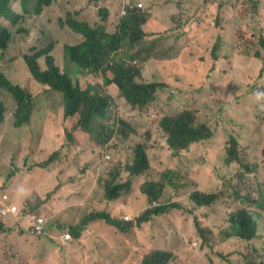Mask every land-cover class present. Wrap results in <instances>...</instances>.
<instances>
[{"label":"rangeland","instance_id":"obj_1","mask_svg":"<svg viewBox=\"0 0 264 264\" xmlns=\"http://www.w3.org/2000/svg\"><path fill=\"white\" fill-rule=\"evenodd\" d=\"M214 1L219 4L223 0ZM236 1L230 0L232 8H225L229 12L227 20L233 19V28L218 31L210 27L208 21L199 24L191 21L181 26V20L187 19L172 20L168 23L176 24V29L171 37L155 36L160 40L158 44L150 39L144 41L140 55L152 50L157 58L134 64L140 69L141 81L144 72L149 82L164 80V85L169 87L167 90L178 91L171 93L162 89L157 98L161 104L138 110L124 103L114 84L108 85L103 93L110 105L101 120L106 126H103L104 132L115 129L117 134L104 146L87 134L86 138L95 147L94 152L84 151L87 146L81 138L80 142L74 140L73 124L64 118L61 94L36 82L28 87L31 77L21 58L57 43V64L72 77L75 65L67 57L65 60L59 49L61 45L78 44L82 37L64 21L67 14L83 12L81 18L93 25L98 16V0H55L42 13L44 22L32 14V4L30 13L24 14L17 26L0 19L13 34L8 48L0 50V74L28 89L33 105L30 123L15 128V102L0 90V104L4 107L0 123V199L7 195L21 211L19 220L14 217L0 220L3 225L0 264H141L155 249L174 252L177 258L173 256L168 264H264L263 232L260 231L254 240L242 241L227 237L230 230L226 228L230 214L244 207L240 197L264 206V100L257 101L253 95L255 91H264V69L260 72L264 60L256 58L258 55L264 59V47L260 44L264 39L262 0ZM155 4L159 8L163 6ZM149 7L143 3L141 10L148 11ZM12 8L21 13L18 2H13ZM123 9L127 10L126 5ZM147 15L150 29L160 27L156 15ZM182 16L200 17L198 14ZM216 16L221 22L220 13ZM20 28L23 30L18 33ZM218 35L224 42L218 51L215 71L210 74L211 55L205 49L213 47ZM188 43L192 46L187 47ZM159 46L162 50L156 53ZM166 47H172L174 52ZM124 51L115 54L116 62L124 60ZM187 108L198 111L200 121L210 125L213 135L207 141L192 145L188 151L174 154L158 127V120ZM155 115L157 118H152ZM122 117L127 118L129 124H125L130 135L120 130L122 126L118 121ZM230 137L238 143L241 163L225 166L223 161ZM42 139L47 148H41ZM134 149L143 154L140 158L151 164L150 171L131 178L127 195L113 201L106 199L98 178L108 182L122 167L121 177L116 181H125L128 174L123 165L129 163L131 157L133 160ZM55 152L59 154L54 157ZM82 154H86L85 159ZM106 154L110 158H106ZM49 159L52 161L45 166ZM87 165L99 169V177L93 175L86 181L90 187L83 190ZM35 168L47 171L48 178H43L41 171ZM166 171L173 173L169 177L171 185H165L162 196L150 206L177 203L179 209L173 208L154 217L142 230L125 233L116 232V228L103 221L89 223L79 241L74 240L69 224L78 226L91 211L105 210L123 221L135 223L136 218H133L142 216L149 208L141 185L147 181L160 182ZM9 173L13 176L8 179ZM31 174V187L38 188H21L22 181L28 180ZM221 189L225 196L221 206L217 202L212 207H196L190 200L194 191L219 193ZM32 193L34 196L30 198ZM38 194L48 197L45 204L35 197ZM250 209L258 211L254 206ZM261 213L260 219L264 218V211ZM28 214L45 216L46 234L35 236L26 231L25 216ZM195 220L212 229L218 241L223 235L225 262L219 260V249L202 242L195 230ZM262 224L259 222L260 229ZM65 233L70 234L72 240L59 245L56 240Z\"/></svg>","mask_w":264,"mask_h":264},{"label":"trees","instance_id":"obj_2","mask_svg":"<svg viewBox=\"0 0 264 264\" xmlns=\"http://www.w3.org/2000/svg\"><path fill=\"white\" fill-rule=\"evenodd\" d=\"M14 1L15 0H0V19L7 20L11 25L17 26L19 21L24 19V14L30 13L31 4L32 14L38 17L46 8L52 5L53 0H20L18 6L21 13L12 8V3ZM100 1L104 2L105 0ZM134 2L138 3L137 0H130L126 4V16L110 31H108L104 25L108 17L106 9H99L98 18L100 23L96 25H90L86 22L79 21L75 18L74 14H67L64 24L74 33L82 37V41L78 44L61 45L59 49L65 60L67 57L70 62L75 65V72L71 74L72 77L66 74L57 64V43L47 45L36 54L24 55L22 57L31 77L35 81L45 85V87L53 92L62 93L64 98V118L67 120L75 119L73 130L75 132H83L92 135L95 137L97 144L101 146L106 145L117 134V130L115 129L110 130L109 133L104 132L103 126H106L101 119L105 118L107 115L110 103L106 94L103 93V86L114 84L119 90V95L122 97L121 99H124V103L138 110H147L155 103L161 104L157 100L159 92L164 89V87L167 88V85L165 86L161 82L141 81V72L138 65L129 63L137 60L145 62L152 56V50H146L143 55L139 53L138 57L137 54L128 55L130 61L124 60L116 62L112 60V56L117 50L125 49L129 45L137 42H142V45L147 38V35L143 31V26L149 19L147 15L148 12L141 10L142 6H138L140 3L134 5ZM237 2L238 0L236 3ZM227 4H229L228 8H232V2H230V0H223L219 4L214 0L204 1V8L207 9V12H205L207 20H211L212 26L216 28L224 27L225 29L234 27L233 19L227 20L225 17V7ZM218 13L221 15V22L216 16ZM61 25L63 26L62 22ZM22 30L23 29L20 28L17 32H22ZM170 33L171 35L173 34L172 31H170ZM12 36V31L0 22V50L8 48ZM222 41L221 35H218L213 47L207 49V51L210 52L212 62L209 69L210 74H213L215 71V64L218 61V51L221 48ZM260 44L264 47V39L260 40ZM191 46L192 44L189 43L188 47ZM40 57L44 58L45 70H42L37 62ZM256 58L262 59V61L264 60L258 55H256ZM263 69L264 66L260 71L261 73ZM97 84L100 86L96 87ZM0 90L8 93L15 102L13 114L15 119L14 127L20 128L29 124L33 111L32 95L30 92L25 91L20 85L14 84L3 74H0ZM168 92H171V90H168ZM3 113L4 107L0 104V123L3 121ZM152 118H157V116L155 115V117ZM118 122L122 126L120 130L130 135V131L127 130L126 126L128 123L127 118H119ZM158 127L163 131L167 139L168 148L174 154H177L178 151H188L192 145L207 141L213 135V130L210 125L200 121L198 111L193 108L179 110L170 115H164L158 120ZM131 149L132 147H130L129 150ZM136 149L133 151V160L131 157L130 162L123 165V169H125L128 174L125 181H116L118 177H121L120 173L123 172L121 166V168H119L120 172L117 171L115 176L108 182L104 178H98L101 187L104 189V197L106 199L113 201L121 198L120 196L123 197L125 194L127 195L131 189V178L139 174H144L150 170L151 164L147 159L140 158L143 154H141L140 151H136ZM237 152L238 143L234 137H230L229 145L226 148V156L223 161L225 166H229L233 163H241ZM58 154V152H55L53 156H58ZM262 156L264 158V150ZM51 161L52 159H49L45 166L50 164L49 162ZM88 166L89 165H87V167ZM171 174L173 173L166 171L162 174L160 182L147 181L141 185V191L146 195L149 208L142 216H135L133 218H136L135 223L123 221V219L114 217L112 212L108 213L105 210L91 211L87 216L83 217L84 219L78 226L73 223L69 224L71 225L69 231L74 240L79 241V238L83 234L82 231L96 221H103L102 223L116 228L118 230H116V232L125 233L126 231H134L135 229L142 230L143 225L146 222H151L154 217L162 216L173 208L179 209L177 203L171 204V206H150L162 196L165 185H171L169 179ZM12 176L13 174L9 173L7 178L9 179ZM29 177L28 180L22 181L21 188L26 187L28 190L38 188L31 187V181L33 180L32 174ZM33 196L34 193L30 195V198ZM35 197L39 198L40 202H42L41 204H45V199L48 198L42 197V194L35 195ZM224 197L222 189L219 193H202L200 191H194L190 195V200L196 207H212V205L217 202H220L221 206ZM241 199L244 207L232 212L230 218L227 220L226 228L230 230V234L227 235V237H235L242 241H251L259 236V222H262L260 218L262 216L261 212L264 211V206H259V202L253 199H251V201L249 199V202L245 197H240V200ZM251 204H257L256 208L258 211H252L250 209ZM194 225L202 242L208 244V246L213 249L215 247L219 249V260L223 259V262H225V253L222 249L224 240L223 235L220 236L218 241L212 229L203 225L201 226L196 220L194 221ZM1 228H3V225L0 223V229ZM262 228L263 224L261 226V229ZM173 253L174 252L170 250H152L146 255L141 264H168L173 256L177 258ZM228 264L231 263L228 262Z\"/></svg>","mask_w":264,"mask_h":264},{"label":"crops","instance_id":"obj_3","mask_svg":"<svg viewBox=\"0 0 264 264\" xmlns=\"http://www.w3.org/2000/svg\"><path fill=\"white\" fill-rule=\"evenodd\" d=\"M129 1L130 0H105L104 2H102V1L98 0L99 8H104L108 12L107 22L104 24L107 27L108 31L114 29L117 26V24L119 22V13H120L122 7L124 5H126ZM137 1H138V3H141L142 5L144 3V4L148 5V6H150L148 8L147 12L150 13V14L156 15L155 19L156 20H160V21H158L157 25H159V24H161V25L156 30H154V27H151V29H150L149 19L143 26V31L147 35L146 40L150 39V40H152L153 42H155L157 44L160 42V40H159V38H155V36L169 35V37H171L172 35H171L170 31H172V33H174V31L176 29V24L168 23V21H172L173 20L174 22H178V21H180V19H187V20H181L182 21L181 22V26H185L186 23L191 22V21H193L195 24H199L201 22L203 23V22H207L208 21L206 13H205V12H207V9L204 8V0H137ZM155 3L163 5L162 8H159ZM122 4H124V5H122ZM228 7H229V4H227V6L225 8H228ZM228 13H229L228 11L225 12L226 19H227V14ZM196 14H198L200 17H198V18L194 17V18L190 19L188 16L187 17L182 16V15L195 16ZM82 15H83V12L77 13L75 18L77 20H79V21L86 22L85 20H83L81 18ZM161 16H162V18H161ZM261 16H262V18H261L262 19V23H264V0H262ZM43 17L44 16L42 14L40 16H38L40 22H44L43 21ZM208 22H209L210 27L216 28V27L211 25V20L208 21ZM98 23H100V21L98 20L97 17H95L93 25H96ZM216 29L218 31H222L225 28L221 27V28H216ZM188 44H187V47H188ZM166 48H167V50L169 52H174L172 47H166ZM207 49H205V50L207 51ZM125 50L127 51L128 49H125ZM160 50H162L161 46H159V49L157 51H155V52L158 53ZM203 50L204 49H202V51ZM134 51H138L141 54L142 46L136 47L134 49ZM156 58H157V56L155 54H152V56L148 60H146L145 62H141L140 60H137V61H138V63H142L143 64V63H146V62H148L150 60H154ZM142 78H143L142 80L144 82H149V80L146 79V74L144 72L142 74ZM157 82H159V81H157ZM161 83L166 84L164 80H162ZM107 86L108 85L103 86L102 90H104ZM167 88H169L168 85H167ZM167 88L164 87L163 90H166V92H168ZM177 91H172L171 90L172 93H177ZM161 93L162 92L160 91L158 98H160V94ZM70 122L72 124H74L75 119L70 120ZM74 134H75L74 140L76 142H80L79 138H81L82 139L81 140L82 143L87 146V149L84 150V151H86V152H89V151L90 152H94L95 151V147H94L93 143L89 139L86 138L87 133L75 132ZM40 146H41V148H47L48 147V146L44 145L43 139L40 142ZM82 157L85 159L86 158V154H82ZM47 167H48V169L49 168L51 169L52 166L49 165ZM47 167H46V169H47ZM36 169H39L41 171V174H42L43 178H45V179L48 178L47 171H45L43 169H40V168H35V170ZM98 172H99V169L95 170L93 168V166H88L86 168V170L84 171V176H83V180L82 181H84V182L88 181L91 177H93V175H95V177L98 178L99 177V173ZM51 174H53V173H51ZM49 176L52 178V175H49ZM82 187H83V190H87V188H89L90 186L86 182V183L83 184ZM89 190H92V188L89 189ZM251 206L256 207L257 204H251L250 207ZM261 220H262V223H263V228L258 231V235H260L261 232L264 233V218H262Z\"/></svg>","mask_w":264,"mask_h":264},{"label":"built area","instance_id":"obj_4","mask_svg":"<svg viewBox=\"0 0 264 264\" xmlns=\"http://www.w3.org/2000/svg\"><path fill=\"white\" fill-rule=\"evenodd\" d=\"M106 158H110V155L106 154ZM8 200L9 198L7 195H4L0 200V219H6L9 217H14L18 220L21 219L20 209L14 203L9 202ZM25 219H26L25 229L30 234H33V235L46 234L47 221L44 217L40 215H35V214H28L25 216ZM130 220H132L131 217H130ZM57 240L63 245H66L72 239H71L70 234L65 233L63 235H60Z\"/></svg>","mask_w":264,"mask_h":264},{"label":"clouds","instance_id":"obj_5","mask_svg":"<svg viewBox=\"0 0 264 264\" xmlns=\"http://www.w3.org/2000/svg\"><path fill=\"white\" fill-rule=\"evenodd\" d=\"M54 1H55V0L52 1V4H53ZM14 2H18V5H19L20 0H15ZM124 6H125V5H124ZM138 6L141 7V6H142L141 3L138 4ZM46 9H47V8H46ZM46 9H45V10H46ZM99 9H104V8H99ZM124 12H125V14H124ZM126 14H127V10H124L123 7H122V9H121V11H120V15H119V22H120V20H121L123 17L126 16ZM74 16H76V14H74ZM97 18H98V16H97ZM98 20H99V18H98ZM6 21H7V20H6ZM82 22H83V21H82ZM119 22H118V23H119ZM141 43H142V42H137V43H134V44H132V45H129L128 47L125 48V49H128L127 51H126L125 49H119V50H117V51L113 54V56H112V60L115 61V59H114L115 54H116L118 51H121V50H125V51H124V54H125L124 60H128V61H130V60L128 59V55L137 54V57H138V56H139V52H138V51H134V49H135L136 47H139V46L141 45ZM22 57H23V56H22ZM56 59H57V57H56ZM124 60H122V61H124ZM21 61H22V63H23L22 58H21ZM37 62H38V64L40 65V68H41L42 70H45L44 58H43V57L38 58ZM57 62H58V60H57ZM58 63H59V62H58ZM129 63L136 64V63H138V61H133V62H129ZM138 64H139V63H138ZM25 66H26V65H25ZM26 68H27V67H26ZM27 70H28V69H27ZM28 72H29V71H28ZM29 76L31 77L30 73H29ZM32 82H36V83H38L37 81H35V80L31 77V79H29V82H28V87H29V85H31ZM38 84H40V83H38ZM41 85H42V84H41ZM43 86H45V85H43ZM21 87H23V86H21ZM23 88H24L25 91L29 92L28 89H26L25 87H23ZM56 93H57V92H56ZM59 94H61V96L63 97L62 93H59ZM253 95H254V97H255V99H256L257 101L264 100V91H255V92L253 93ZM2 197H3V196H2ZM0 200H1V199H0ZM8 201L11 202L10 199H9ZM43 217H44V216H43ZM6 219H7V218H6ZM45 219H46V218H45ZM0 220H4V219H0ZM46 220H47V219H46ZM35 236H38V235H35ZM56 241H57V243H58L59 245H63V244L60 243L58 240H56Z\"/></svg>","mask_w":264,"mask_h":264}]
</instances>
